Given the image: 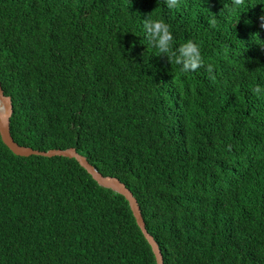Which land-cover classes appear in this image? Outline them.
Instances as JSON below:
<instances>
[{
    "label": "trees",
    "instance_id": "1",
    "mask_svg": "<svg viewBox=\"0 0 264 264\" xmlns=\"http://www.w3.org/2000/svg\"><path fill=\"white\" fill-rule=\"evenodd\" d=\"M151 11L202 67L147 44ZM0 83L14 140L118 177L164 264H264V0H0ZM0 264L156 258L122 194L0 136Z\"/></svg>",
    "mask_w": 264,
    "mask_h": 264
},
{
    "label": "water",
    "instance_id": "2",
    "mask_svg": "<svg viewBox=\"0 0 264 264\" xmlns=\"http://www.w3.org/2000/svg\"><path fill=\"white\" fill-rule=\"evenodd\" d=\"M12 113V96L4 93V90L0 83V136L3 142L17 155H59L75 158L79 162V164L83 166L101 186L122 194L128 200L138 226L151 245L156 258V264H164L163 254L161 252L160 246L155 240L154 236L150 232H148L140 205L131 189L124 182H122L116 176L104 175L103 173H101L98 168L88 160L87 156L80 153L76 149V147L72 146L67 148H49L47 150H40L31 146L21 145L17 143L14 140L10 130V117Z\"/></svg>",
    "mask_w": 264,
    "mask_h": 264
},
{
    "label": "clouds",
    "instance_id": "3",
    "mask_svg": "<svg viewBox=\"0 0 264 264\" xmlns=\"http://www.w3.org/2000/svg\"><path fill=\"white\" fill-rule=\"evenodd\" d=\"M159 0H157L158 4ZM179 0H163V6L167 9L177 7ZM143 21L144 39L152 48L158 50L167 60L173 61L180 66L182 72H195L203 66V57L200 46L193 40H186L179 44L175 38L170 25L164 18H154L152 11L145 16ZM211 71V66H209ZM257 94L264 92V87L259 84L253 89Z\"/></svg>",
    "mask_w": 264,
    "mask_h": 264
}]
</instances>
